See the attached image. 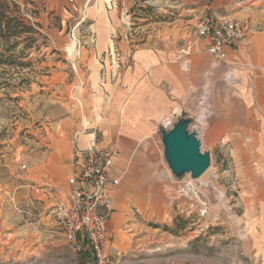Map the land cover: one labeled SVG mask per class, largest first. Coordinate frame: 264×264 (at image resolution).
I'll return each mask as SVG.
<instances>
[{
    "label": "rangeland",
    "instance_id": "1",
    "mask_svg": "<svg viewBox=\"0 0 264 264\" xmlns=\"http://www.w3.org/2000/svg\"><path fill=\"white\" fill-rule=\"evenodd\" d=\"M14 1L20 10L11 14L36 32L16 40L17 62L0 66V264H96L88 244L81 241L80 250L70 245L53 216L72 174L60 155L73 146L75 124L69 117L80 113L79 83L73 81L81 54L103 36L123 40L131 49L174 50L196 36L201 19L233 14L248 23L256 20L251 29L264 30V0ZM148 6L154 10L143 9ZM240 167L226 150L213 155L198 178L211 186L204 191L210 204L203 219L198 208L177 209L188 200L171 201L179 181L192 177L172 175L161 193L168 206L162 217L140 219L138 228L124 235V242L133 243L127 261L264 264V224L249 217L255 203L249 195L246 201L244 189V182L255 178Z\"/></svg>",
    "mask_w": 264,
    "mask_h": 264
},
{
    "label": "crops",
    "instance_id": "2",
    "mask_svg": "<svg viewBox=\"0 0 264 264\" xmlns=\"http://www.w3.org/2000/svg\"><path fill=\"white\" fill-rule=\"evenodd\" d=\"M92 42L80 56V71L74 68L80 113L69 117L75 124L70 132L73 146L60 159L68 173L75 146L97 142L118 147L113 172L120 183L108 221L114 264H133L126 258L133 243L124 242V235L138 228L140 219L159 220L168 209L161 193L173 174L164 157L159 118L173 108L181 116H194L204 89L210 92L213 114L202 147L211 158L226 150L255 178L244 182L245 198L249 195L255 203L249 217L264 224V30L251 29L237 45L226 48L224 60L210 54L207 40L197 35L174 50L150 45L131 49L108 36ZM230 69L237 75L234 83L225 79ZM177 209L193 211L183 203Z\"/></svg>",
    "mask_w": 264,
    "mask_h": 264
},
{
    "label": "built area",
    "instance_id": "3",
    "mask_svg": "<svg viewBox=\"0 0 264 264\" xmlns=\"http://www.w3.org/2000/svg\"><path fill=\"white\" fill-rule=\"evenodd\" d=\"M251 30L248 22L230 16L204 18L196 25V35L207 40V51L219 60L227 57L226 48L237 45ZM225 79L237 80L234 69L228 70ZM210 92L206 89L198 96L197 111L189 125L200 139L206 134L213 114ZM180 116L177 108L158 120L160 129H171ZM119 154L117 146L101 147L97 142L86 147L76 146L72 174L68 179L66 200L54 209V220L64 239L77 250L85 241L92 250L96 264H114L109 255L111 236L108 221L114 212V188L120 178L114 175L113 164ZM210 183L193 177L181 179L172 202L186 199L191 209L198 208V216L209 215V199L204 191Z\"/></svg>",
    "mask_w": 264,
    "mask_h": 264
},
{
    "label": "water",
    "instance_id": "4",
    "mask_svg": "<svg viewBox=\"0 0 264 264\" xmlns=\"http://www.w3.org/2000/svg\"><path fill=\"white\" fill-rule=\"evenodd\" d=\"M193 116H178L175 125L161 129L164 157L173 175L181 178L190 174L200 178L211 166V154L202 147L196 131H190Z\"/></svg>",
    "mask_w": 264,
    "mask_h": 264
},
{
    "label": "trees",
    "instance_id": "5",
    "mask_svg": "<svg viewBox=\"0 0 264 264\" xmlns=\"http://www.w3.org/2000/svg\"><path fill=\"white\" fill-rule=\"evenodd\" d=\"M136 4H142L150 0H134ZM146 11H153V6L143 8ZM19 11L20 6L14 0H0V66L5 63L17 62L18 56L13 52L17 39L23 33H35L36 30L26 25L23 19L12 15V11Z\"/></svg>",
    "mask_w": 264,
    "mask_h": 264
}]
</instances>
